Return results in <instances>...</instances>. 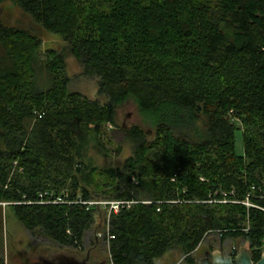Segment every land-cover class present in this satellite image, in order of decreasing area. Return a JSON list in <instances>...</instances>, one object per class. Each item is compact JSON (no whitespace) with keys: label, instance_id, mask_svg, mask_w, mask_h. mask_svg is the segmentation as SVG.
<instances>
[{"label":"trees","instance_id":"obj_1","mask_svg":"<svg viewBox=\"0 0 264 264\" xmlns=\"http://www.w3.org/2000/svg\"><path fill=\"white\" fill-rule=\"evenodd\" d=\"M10 1L63 39L101 98L69 91L55 51L44 55L50 87L36 89L40 40L0 24V202L11 203L23 228L79 251L99 209L84 203L111 199L132 204L109 218L110 264H156L174 248L193 264L209 233L246 242L257 262L264 253V0ZM128 100L154 136L132 128L131 155L122 169L97 172L112 181L97 186L81 148ZM236 131L243 156L235 153ZM79 178L97 187V197ZM246 199L252 206L233 203Z\"/></svg>","mask_w":264,"mask_h":264},{"label":"rangeland","instance_id":"obj_2","mask_svg":"<svg viewBox=\"0 0 264 264\" xmlns=\"http://www.w3.org/2000/svg\"><path fill=\"white\" fill-rule=\"evenodd\" d=\"M0 24L22 30L40 40L41 46L33 55L36 89L44 91L50 87V76L43 67L44 55L48 51H55L63 57L65 76L69 80V91L79 92L90 99L96 98L101 102V98L97 95L95 81L81 75L82 68L69 54L66 43L60 36L45 31L16 3L10 0H3L0 3ZM5 56V51L0 45V58ZM202 120L203 118H201ZM201 121H198L196 129L199 136L203 132ZM134 127L146 132V139L152 140L155 129L151 127L149 120L140 112L135 102L128 100L116 108L113 124L103 126L101 135L87 137L84 147L81 148V155L83 163L96 170L89 178L91 182H96L97 186L112 183L111 180L98 175L97 172L123 168L124 162L131 155L133 148L132 144L126 140L127 133ZM235 153L237 156H243L241 131L235 132ZM80 186L87 188L91 196L97 197L98 194L96 193H100L97 187H88L82 179H80ZM116 202L119 201L109 199L88 202L91 204L90 206H97L99 209L91 229L86 235L82 250L79 251L59 247L41 230L26 231L15 218L10 207L11 203L0 202V258L4 264H38V257L47 258L52 252L65 251L75 254L80 260L89 258V260H94L95 264L99 262L110 264L109 245L103 237L108 234L107 224L110 216L112 213L117 214L119 212L118 209H115ZM220 239L222 240L217 233L206 235L191 255L193 264H203L205 261L204 251H208V245L211 241L218 244ZM222 242L229 247H235L237 251L240 246L249 247L241 239L226 238ZM155 262L156 264H187L184 261L183 253L177 248L166 252L163 257Z\"/></svg>","mask_w":264,"mask_h":264},{"label":"water","instance_id":"obj_3","mask_svg":"<svg viewBox=\"0 0 264 264\" xmlns=\"http://www.w3.org/2000/svg\"><path fill=\"white\" fill-rule=\"evenodd\" d=\"M206 259L210 261L211 264H264V253H262L259 260L254 263L252 261L251 250L244 246H240L233 258L228 251H217L209 253ZM87 260L88 258L80 260L73 253L60 251L50 253L43 264H89ZM97 264H104V262H99Z\"/></svg>","mask_w":264,"mask_h":264},{"label":"flooded vegetation","instance_id":"obj_4","mask_svg":"<svg viewBox=\"0 0 264 264\" xmlns=\"http://www.w3.org/2000/svg\"><path fill=\"white\" fill-rule=\"evenodd\" d=\"M215 243H216L215 241L214 242L211 241V243L208 245V251H204V258H205V260H207L206 259V256L209 253H214V252H217V251H228L229 254H231V252L235 248V247H229L227 244H224L221 239L218 241V244H215ZM38 258H39L38 264H43V262L46 259V258H43V257H38ZM87 262L89 264H95L94 260H91V259L89 260V258H88ZM208 262L211 264L210 261H208Z\"/></svg>","mask_w":264,"mask_h":264},{"label":"built area","instance_id":"obj_5","mask_svg":"<svg viewBox=\"0 0 264 264\" xmlns=\"http://www.w3.org/2000/svg\"><path fill=\"white\" fill-rule=\"evenodd\" d=\"M223 202H226V201H223ZM233 203H236V204H242V205H244V206H246V207H250V206H252L251 204H249V202H248V200L246 199L244 202H233ZM84 204H88L89 206L91 205V204H89V203H84ZM130 204H132L131 202H116V206H115V209H118L119 210V208L122 206V205H126V206H128V205H130ZM107 239H113V237L112 236H109V234H107ZM236 253H237V249L236 248H234L233 249V251L231 252V254H230V256L233 258L235 255H236Z\"/></svg>","mask_w":264,"mask_h":264}]
</instances>
